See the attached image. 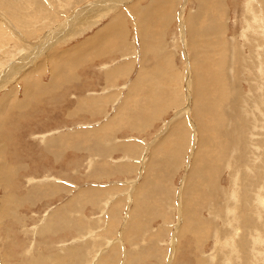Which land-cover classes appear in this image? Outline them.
<instances>
[{
    "label": "rangeland",
    "instance_id": "1",
    "mask_svg": "<svg viewBox=\"0 0 264 264\" xmlns=\"http://www.w3.org/2000/svg\"><path fill=\"white\" fill-rule=\"evenodd\" d=\"M0 157V264H264V0H0Z\"/></svg>",
    "mask_w": 264,
    "mask_h": 264
},
{
    "label": "bare ground",
    "instance_id": "2",
    "mask_svg": "<svg viewBox=\"0 0 264 264\" xmlns=\"http://www.w3.org/2000/svg\"><path fill=\"white\" fill-rule=\"evenodd\" d=\"M165 3V2H164ZM200 3V2H199ZM166 4V3H165ZM208 4H210L209 2H208ZM250 4H251V1H250ZM157 7H159L158 5H156V8ZM163 7L164 6H162L161 8H158V9H160V12H161V10H167V8H165V9H163ZM202 7H204V5L202 6ZM252 7V6H251ZM170 8V7H169ZM206 8V7H205ZM250 8V7H249ZM253 8V7H252ZM133 9H134V7H133ZM132 10V9H131ZM203 10V9H202ZM202 10H200V11H202ZM204 10H206V9H204ZM209 10V9H208ZM211 10H212V8H211ZM133 11H135V10H133ZM213 11H214V9H213ZM213 11H210V12H213ZM215 12V11H214ZM163 13V12H162ZM204 13V12H203ZM251 13H253V12H251ZM254 14H255V12H254ZM121 15H123V14H121ZM142 15H144V13L142 14ZM142 15H140L139 17H141ZM146 15V14H145ZM258 15V14H257ZM190 16V15H189ZM202 16V15H201ZM249 16V15H248ZM253 16V15H252ZM259 16V15H258ZM123 17V16H122ZM256 18V17H255ZM255 18H253L254 20H256ZM204 19V18H203ZM206 19V18H205ZM258 19V18H257ZM259 19H262V17L261 18H259ZM164 20V19H163ZM192 22H190V26L192 27L191 29H190V31L189 32H193L192 34H197V32H198V24H199V16H198V19L197 20H193L192 18L190 19ZM215 20V19H214ZM117 21H118V19H117ZM116 21V22H117ZM122 21V20H121ZM195 21V22H194ZM212 21V20H211ZM116 22H114L115 24L113 25V26H109L108 27V32L110 33L109 35H112V36H114V37H119V35H117V34H115L116 33V27H120V25H118V26H116L117 24H116ZM120 22V21H119ZM122 22H124V21H122ZM121 22V23H122ZM257 22V21H256ZM113 23V22H112ZM208 23V22H207ZM213 23V22H212ZM247 23V22H246ZM220 24V23H219ZM259 24V23H258ZM250 25H251V23H250ZM260 25H261V23H260ZM116 26V27H115ZM122 26V25H121ZM259 26V25H258ZM263 26V25H262ZM186 27V26H185ZM260 27V26H259ZM122 28V27H121ZM147 28V27H146ZM218 29V28H217ZM147 30V29H146ZM149 30V29H148ZM145 31V30H144ZM148 32V31H147ZM204 32V31H203ZM208 32V31H207ZM223 32V31H222ZM144 33V32H143ZM145 33H146V31H145ZM145 33H144V35H145ZM146 34H148V33H146ZM191 34V33H190ZM191 34V35H192ZM213 34H215V33H213ZM107 36V35H106ZM108 37V36H107ZM106 37V38H107ZM151 37V36H150ZM194 37H196L195 35H194ZM210 37V36H209ZM112 38V37H111ZM192 38H193V36H192ZM200 38V37H199ZM198 38V39H199ZM91 39H93V38H91ZM145 39V38H144ZM196 39V38H195ZM195 39L193 38L192 40H193V42L195 41ZM198 39H197V41H198ZM209 40H210V38H209ZM192 42V43H193ZM196 42V41H195ZM94 43V42H93ZM191 43V44H192ZM199 44V43H198ZM216 44V43H215ZM214 45V44H213ZM192 46V48H194V47H196L194 44H192L191 45ZM113 47V46H112ZM144 47V46H143ZM145 47H147V46H145ZM154 48H156V47H154ZM76 49V48H75ZM79 49V48H78ZM77 49V50H78ZM81 49V48H80ZM87 49V48H86ZM146 49V48H145ZM144 49V50H145ZM148 49V48H147ZM201 49V48H200ZM93 50V49H92ZM149 50V49H148ZM198 50H199V48H198ZM146 51V50H145ZM150 51H152V50H150ZM195 51V50H194ZM211 51V50H210ZM105 52V51H104ZM193 52V51H192ZM97 53V52H96ZM100 53H101V50H100ZM145 53V52H144ZM201 53V52H200ZM215 53V52H214ZM148 54V53H147ZM205 54V53H204ZM209 54H210V52H209ZM213 54V53H212ZM194 55V54H193ZM196 55V54H195ZM208 55V54H207ZM204 56V55H203ZM212 56V55H211ZM214 56V55H213ZM199 56L197 55V58H198ZM58 58V57H57ZM203 58H205V57H203ZM68 60V59H67ZM196 60V59H195ZM66 61V60H65ZM206 61H208V57L206 58ZM221 61V60H220ZM221 62H223V61H221ZM25 64V63H24ZM207 64V63H206ZM44 65V64H43ZM204 65V64H203ZM220 65V64H219ZM222 65H223V63H222ZM42 66V65H41ZM197 66V65H196ZM224 66V65H223ZM205 67H207V66H198V67H196V71L197 72H199V76H200V78L202 77H204V76H206L205 75ZM126 68V67H125ZM53 69H55V68H53ZM52 69V70H53ZM59 69V68H58ZM116 69V68H115ZM114 69V70H115ZM195 69V68H194ZM211 69H212V67H211ZM35 70V69H34ZM60 70V69H59ZM121 67H120V72H121ZM224 70V69H223ZM41 71H42V68H41ZM38 72V71H37ZM53 72L54 71H51V76H55V75H53ZM59 72V71H58ZM116 72L118 73V70H116V71H111V72H109V74H110V76L111 75H113L114 74V76H116L115 74H116ZM141 72V71H140ZM55 73V72H54ZM61 73H63L62 71H61ZM66 73V72H65ZM60 74V73H59ZM72 74V73H71ZM121 74V73H120ZM27 75V74H26ZM58 75V74H57ZM74 75V74H73ZM161 75V74H160ZM159 75V76H160ZM164 75V74H163ZM195 75H197V74H195ZM218 75V74H217ZM28 76V75H27ZM30 76H31V74H30ZM68 76V75H67ZM70 76H72V75H70ZM118 76H119V74H118ZM198 76V77H199ZM198 77H195V81H196V84H195V87H194V90H195V97L197 98V100H195L196 102V104H194V105H196V109H195V111H194V113H196V114H199L200 115V119L202 120V118L204 119V121H203V123L202 124H204V126H206L207 125V122H206V118L207 119H209L210 120V122H212L211 121V117H212V113L211 112H209V111H206L207 109H206V105L205 104H203V103H200V99H201V97L202 96H204V95H206V98H205V100L207 99V97L209 96V95H212V93L214 92L215 93V91H213V88H211V86H210V84H209V82H207V85H205L204 84V82L202 81V79H199ZM213 77V76H212ZM59 78H61V77H59ZM24 79V78H23ZM26 79V78H25ZM33 79H34V77H33ZM36 79L37 78H35L34 80H35V82H36ZM57 79V78H56ZM17 80V79H16ZM31 80V79H30ZM143 80V79H142ZM193 80V79H192ZM160 81V80H159ZM206 81V80H205ZM216 81V80H215ZM249 81V80H248ZM224 82V81H223ZM38 83V82H37ZM142 83V82H141ZM140 83V84H141ZM31 84H32V81H31ZM59 84V83H58ZM221 84H223V83H221ZM34 85V84H33ZM32 85V86H33ZM37 85V84H36ZM35 85V86H36ZM39 85V84H38ZM143 85H145V84H143ZM148 85V84H147ZM34 86V87H35ZM53 86H54V82H53ZM213 86V85H212ZM33 87V88H34ZM58 87V86H57ZM148 87V86H147ZM160 87V86H159ZM26 89H28V86H26L25 87ZM40 88V87H39ZM45 88H46V86H45ZM150 88V87H149ZM158 88V87H157ZM12 89V88H11ZM36 89H38L37 88V86H36ZM46 89H48V88H46ZM139 89H141V88H139ZM258 89V88H257ZM256 89V90H257ZM34 90V89H33ZM39 91L41 90V89H38ZM44 90V89H43ZM49 90V89H48ZM136 90V89H135ZM35 92H36V90H34ZM39 91H37V92H39ZM50 91V90H49ZM224 91V90H223ZM36 92V93H37ZM12 93V92H11ZM56 93V92H55ZM221 93V92H220ZM9 94V93H8ZM145 94V93H144ZM17 95V94H16ZM31 95V94H30ZM33 95H34V93H33ZM131 95V94H130ZM222 95H223V92H222ZM221 95V96H222ZM233 95V94H232ZM235 95V94H234ZM106 96V95H105ZM129 96V95H128ZM127 96V97H128ZM134 96V95H133ZM136 96V95H135ZM229 96V95H228ZM6 97V96H5ZM44 97V96H43ZM205 97V96H204ZM203 97V98H204ZM94 98V97H93ZM126 98V97H125ZM131 98H134V97H132V95H131ZM202 98V99H203ZM222 98H224V97H222ZM194 99V98H193ZM209 99V98H208ZM222 100V99H221ZM84 101V100H83ZM90 101V100H89ZM124 101V100H123ZM131 100H130V97L129 98H126L125 99V102H124V106H121L122 108L124 107H126L127 105L129 106L130 105V102ZM193 101V100H192ZM197 101H199V103H198V105H197ZM86 102V101H85ZM88 102V101H87ZM209 102H211V101H209ZM29 103V102H28ZM83 103V102H82ZM77 104H79V103H77ZM88 104V103H87ZM212 104V103H211ZM2 105V104H1ZM79 105H81V104H79ZM84 106V105H83ZM91 106H93V105H91ZM214 106V105H213ZM81 108H82V105H81ZM122 108L121 109H119L118 111H122V113H123V110H122ZM209 114H208V113ZM6 113V112H5ZM206 113L208 114V115H206ZM136 114V113H135ZM122 115H124V114H122ZM199 115H198V117H199ZM211 115V116H210ZM197 116V115H196ZM114 118H115V116H114ZM133 118V117H132ZM131 118V119H132ZM136 118V117H135ZM185 119V118H184ZM198 119V118H197ZM144 120H146V119H144ZM109 122V121H108ZM2 123V122H1ZM110 125V124H109ZM209 125V124H208ZM210 125H212L211 123H210ZM210 125H209V127H210ZM2 126V125H1ZM123 126V125H122ZM171 129V128H170ZM173 129V128H172ZM175 129H177V128H175ZM174 129V130H175ZM105 130V129H104ZM178 130V129H177ZM180 130V129H179ZM174 133V132H173ZM213 135V134H212ZM108 139V138H107ZM165 140V139H164ZM163 143V142H162ZM165 144V143H164ZM128 146V145H127ZM130 146V145H129ZM226 146V145H225ZM122 150H124V149H122ZM201 151V150H200ZM204 153V152H203ZM240 153V152H239ZM112 154V153H111ZM132 154V153H131ZM205 154H207V153H205ZM201 155V154H200ZM209 155V154H208ZM202 156H204V154L202 155ZM1 158V157H0ZM203 158V157H202ZM203 159H205V158H203ZM202 159V160H203ZM213 159V158H212ZM199 161H200V159H198ZM230 163V162H229ZM198 164V163H197ZM7 169V168H6ZM2 171H4V170H2ZM5 172V171H4ZM10 173V172H9ZM5 185V184H4ZM196 190L197 189H194V191L192 192V196L195 194V192H196ZM189 192V191H188ZM198 195H199V193L197 192L196 193V196H193V197H195V199L198 197ZM87 196V195H86ZM10 197V196H9ZM191 200V199H190ZM193 200V199H192ZM262 200V199H261ZM190 203V202H189ZM6 204V203H5ZM192 204V203H191ZM189 206V205H188ZM250 208V207H249ZM184 210V209H183ZM191 212V211H190ZM230 213V212H229ZM232 213V212H231ZM230 213V214H231ZM190 214V213H189ZM259 214V213H258ZM233 216V215H232ZM261 216V215H260ZM193 217V216H192ZM196 220H198V219H196ZM229 221V220H228ZM186 223V222H185ZM230 225V224H229ZM190 226V225H189ZM197 230V229H196ZM194 235V234H193ZM254 244V243H253ZM229 247V246H228ZM232 248V247H231ZM212 260V259H211Z\"/></svg>",
    "mask_w": 264,
    "mask_h": 264
}]
</instances>
